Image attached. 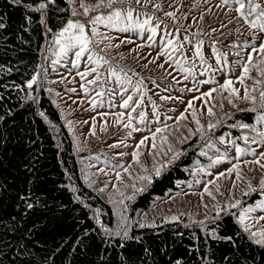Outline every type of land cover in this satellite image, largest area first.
<instances>
[{"label":"trees","instance_id":"1","mask_svg":"<svg viewBox=\"0 0 264 264\" xmlns=\"http://www.w3.org/2000/svg\"><path fill=\"white\" fill-rule=\"evenodd\" d=\"M30 3L0 0V20L5 23L0 29V264H176L177 260L182 264H264V246L256 245L242 231L231 210L221 213L214 223L209 218L203 226L187 219L137 220L139 211L175 190L177 181L187 179L190 167L205 159L200 151L205 150L206 141L197 135L180 145L184 154L160 177L148 185L135 184L144 191L128 186L123 196L134 198L125 199L124 206L105 200L90 178L85 181V152L73 143L42 75L32 89L26 87V81L41 70L37 66L43 70L52 38L51 33L42 34L39 14L28 13L25 6ZM59 6L67 11L59 19L50 12L53 32L70 18L72 6L67 0ZM26 14L32 15L30 25ZM250 108L216 112L204 121H220L209 136L214 139L228 132L235 138L244 131L236 125L255 124L256 113ZM210 150L217 153V148ZM257 197L253 192L247 200L254 202ZM29 203L32 208L27 207ZM121 208L132 239L110 237L94 218L99 209L101 223L115 229ZM213 228L218 237L233 240L211 238Z\"/></svg>","mask_w":264,"mask_h":264},{"label":"rangeland","instance_id":"2","mask_svg":"<svg viewBox=\"0 0 264 264\" xmlns=\"http://www.w3.org/2000/svg\"><path fill=\"white\" fill-rule=\"evenodd\" d=\"M80 2L81 0H74L72 5L77 13L83 11ZM96 2L97 0H84L86 5H94ZM129 2L132 8L138 9L141 20L147 18V15H151L153 26L159 22L154 42L149 46L147 31L142 34L138 31L119 32L106 29L101 25L99 31L112 37L113 47H106L108 41H104L99 47L105 48L103 55L110 61L112 67L117 70L122 68L132 81L131 85H123L128 89L123 94V99H126L127 95H132L134 100L143 99L138 111H143L146 114V119L144 123H137L136 119L133 120L134 127L141 129L140 131L132 132L130 137L127 135L130 129H126L123 125L127 123L128 111L136 105L130 104L129 109L120 107L122 103L120 85L117 84L115 77L109 78L108 64H101L97 68L101 74L97 85L87 84V80L94 79L96 74L90 72L87 77L82 79L77 73L84 72L87 67H96V65L86 64L85 56L81 58L79 67L74 68L71 63L74 58L73 53H69L66 58H61L59 64L53 65L52 61L57 57L48 51L49 44L43 67L46 75H42L41 78L64 119L73 143L78 150L85 152V155L82 156V167L90 178V182L96 184L99 189L105 188L107 185L103 192L98 189L101 195L104 194L103 197L105 196L104 199L107 201L115 196L119 198L128 186L141 182L135 179L145 174L141 165L151 170L154 163H164L171 158L172 153H169L168 156H164L163 152L159 156L155 155L161 149L164 151L168 149V144L162 143L161 135L167 137L168 142L174 146L175 150L180 151L182 144L180 141H187L190 138L189 129L195 132L197 128L192 115L193 110L196 113V118L206 127L209 122L204 121L211 117L207 111L209 106L213 108L214 113L231 111V109L240 107H252L250 101L231 96L229 92L220 88L226 79L233 81V87L240 90L241 97L245 87L251 89L256 86L255 80H264V77L260 76L254 68L250 69L249 74L254 79L246 78L243 84L237 80L247 61L248 53L251 51V44L258 47L259 43L264 41V34L253 40L254 30L249 28L238 16L234 4L225 6L222 0H152V3L148 4L141 0L140 5L136 4V0H129ZM258 2L264 5V0H258ZM157 3L161 5L159 9L154 7ZM166 12H173L175 16H167ZM95 14V12L90 13V15ZM78 18L86 19L85 17ZM85 30L91 35L88 26ZM161 37L173 39V47H179V45H183V47L172 54L171 59L166 55H160L162 45L166 42V40H161ZM126 40L132 42L122 43ZM201 41L203 43L200 44V48L204 64H201L199 57L195 55L196 45ZM245 41L249 42V46H245ZM115 45H119V47H115ZM168 51H171V48ZM217 56H219V60ZM262 59L264 56L253 53L254 64ZM181 65L186 69H191V73L182 72ZM259 67L264 69V63H259ZM205 68H209V70L205 71ZM185 76L188 78L185 79ZM203 80L211 82L197 83ZM137 82H139V88H136ZM82 84L89 89L87 93L81 87ZM260 87L264 88V84ZM213 88L217 89L212 93L213 98L194 99V97H200L202 92H208ZM71 89H75V91H71ZM188 89H193V91H188ZM141 91L144 93L143 97L139 95ZM97 92H104L105 95L97 98ZM161 96L171 97V99L162 100ZM93 99L97 100V106H93L91 103ZM229 100H232V103H229ZM189 101L192 102L191 108L188 107ZM121 112L125 114V118L120 124H117V114ZM102 113L106 115H101ZM181 113L185 119L177 121V117H180ZM157 114L159 119H157ZM133 117H137L136 112L133 113ZM169 117L171 119H168ZM164 125H167V128L163 133L156 135V148L153 149L151 134L155 132L156 128L164 127ZM102 126L105 130H102ZM234 135L224 132L220 136H225L226 139H235L241 147L257 149L256 156L240 157L239 170L242 177L240 180L236 179L234 172L232 174L226 172L233 163H236L235 147L221 144L220 136L216 137L213 141L214 143L216 141L215 148L219 149V153L213 155L210 148L206 146L203 151L207 152L208 156H204L205 159L201 160L200 166H205L207 169V165L210 163L209 157L215 158L222 153H227L229 159L207 169L210 173L208 175L204 173L194 175L197 170L195 162L190 167L187 179L177 181L175 190L168 191L163 197H159L148 209L139 211L136 215L137 220L140 223H152L158 219L171 220V217L176 216L178 219L206 222V217H214L217 207L224 208L237 200H240L241 205L245 207L255 206L258 201L264 199V189L259 187L261 178H264V167L260 166L264 165V158L260 159L259 164L254 162L259 153L264 152V144L259 147L255 144H245L242 139L244 135L249 136L250 139L255 136V133L250 129H244L235 138ZM145 136L149 139L139 149L140 163L137 164L132 159V153L137 150L136 145ZM186 137L187 139H185ZM199 137H201L200 134H197V138ZM120 141H123L127 147L123 145L111 147V145L119 144ZM87 151L88 153H86ZM121 153H125V155H120ZM244 160L253 162L245 164ZM115 165L123 167L117 168ZM123 168H128V173H125ZM100 169H103L104 172H101ZM117 171L121 173V180L116 178ZM220 172H225V176L217 179ZM197 179L200 180L198 184L195 183ZM209 180H215L214 184H208L212 196L204 192L205 184ZM249 184L255 189L250 194L255 192L259 195L254 202L247 200L250 194L244 195L249 191ZM217 186L219 191H217ZM228 210L238 214L241 208L238 206ZM251 215L253 218L264 216V209H256ZM258 226L264 227V221H260Z\"/></svg>","mask_w":264,"mask_h":264},{"label":"snow or ice","instance_id":"3","mask_svg":"<svg viewBox=\"0 0 264 264\" xmlns=\"http://www.w3.org/2000/svg\"><path fill=\"white\" fill-rule=\"evenodd\" d=\"M59 2H63V0H59ZM58 0H32V3L27 4L25 7L27 8L28 13H35L39 14V20H38V26H42L43 28V35L47 36L49 33L52 34V38L50 41V46L48 48V51L52 52L53 55L57 57V59L52 61L53 65L59 64L61 62V58L68 57L69 53L74 54V58L71 60L72 66L74 68H78L81 63V58L86 56V64L88 65H96V67H87L84 72H78L77 75L81 76V78H85L89 75V73H95V78L92 80H87V84H93L97 85L98 81H100L101 74L97 71V68L101 64H108V73L109 78L115 77L116 82L118 85H120V93L122 95V103L120 104V107L123 109H129L130 104H135V107H132L130 111L127 113V123H125L123 126L126 129H130V131L127 133V135L130 137L132 135V132L140 131L141 129L134 127L133 120L136 119L137 123H144L146 119V114L143 111H138L139 106L143 103V99L134 100L132 95H127L126 99H123V94L128 91L127 88H125L124 84H132V81L128 78L127 73L123 72V69L120 68L117 70L116 68L112 67L110 61L103 55L105 52V48H100L99 45L103 43L104 41H108L109 43L106 45V47H113L111 44L112 37L101 33L99 31V26L103 25L104 28L109 30H116L119 32H129V31H138L139 33H144L147 31L149 35L147 36V41L149 46L152 45V43L155 40L157 28L159 27V22L156 23L155 26H153V17L151 15H147V18L140 19V13L138 9H134L131 7L129 0H97V2L94 5H86L84 3V0H81L80 7L83 9L82 13H77L75 10V7H71V13L70 18L66 20V22H63L62 27H60L57 31L53 32V28L49 26V20H50V12L53 15H57V18L59 19V14L65 13L67 10L65 8H62L59 6ZM67 3L69 6H72L74 4V0H67ZM145 4L152 3V0H144ZM223 5L228 6L230 4L235 5V12L238 14V16L244 20V23L249 26V28L253 29L252 33V39H258L259 35L264 34V5L258 2V0H222ZM136 4L140 5L141 0H136ZM219 6V5H218ZM154 7L159 9L161 7L160 4H155ZM103 10V11H98ZM95 12V15H90V13ZM165 15L167 16H175V13L173 12H166ZM78 17H85L86 19L81 20ZM26 22L30 25L32 23V15L26 14L25 15ZM86 26L90 28L89 35L88 32H86ZM5 28V23L0 20V29ZM25 31H28V28L24 29ZM170 35V34H169ZM187 39V38H186ZM161 40H166V42L162 45V50L160 52V55H166L169 59H171L172 54H174L176 51H179L180 48L183 47V45H179V47H173V39H166V37H161ZM132 41L126 40L122 41V43H131ZM203 42H199L196 45L195 49V55L199 57L201 64H204V58L201 53L200 44ZM245 46H249V42H244ZM143 46V45H141ZM115 47H119V45H115ZM171 48V51H168ZM253 53H259L261 56H264V41H261L259 43V46L257 47L255 44H251V51L248 53L247 61L244 63L242 67V72L239 77H237V80L239 83L243 84L244 80L246 78H253L250 74V69H255L260 76L264 77V69L259 67V63H264V59L259 61L258 63H253ZM239 55V53H237ZM217 59L219 60V56H217ZM177 63H180L177 61ZM38 69H41L40 71H37L36 74H33L30 79L26 81V87L28 89H32L33 85L38 83L39 77L41 75H46V71L42 70V65L37 66ZM163 67V65H161ZM210 67V66H209ZM0 70H2V66H0ZM209 70V68H205V71ZM181 71L182 72H188L191 73V69H186L181 65ZM123 74V75H122ZM188 77L185 76V79ZM254 79V78H253ZM210 80H203L198 81L197 83H203L207 84L210 83ZM264 84V80L257 79L255 80V85L253 88L249 89L247 87L244 88V94L241 97L240 96V90L233 87V81L231 79H226L222 85H220V88L224 91L229 92L231 96H235L238 99L248 100L251 102L252 107L248 110L250 112L256 113L255 118V124H247V123H240L236 126L240 127L241 129H250L251 132L255 133V136L249 138V136L244 135L242 139L244 140L246 145L255 144L257 147L264 144V88L260 87V85ZM102 86V85H98ZM15 87L19 88V85H16ZM83 90L87 93L89 89L85 87V85H81ZM139 82L136 84V88H139ZM199 91V89H196ZM51 91V90H50ZM71 91H75V89H71ZM188 91H193V89H188ZM217 91L216 88H213L209 90L208 92H202L200 97H194V99H203L205 97L207 98H213L212 93ZM256 93V94H253ZM105 95L104 92H97L96 96L97 98ZM139 95L141 97L144 96V93L141 91L139 92ZM28 99H33L31 95L28 96ZM162 100H168L171 99V97L167 96H161ZM93 106H97V100L93 99L91 101ZM102 103V101H101ZM207 104V101H205ZM229 103H232V100H229ZM154 112H155V105ZM188 107H192V102L189 101ZM222 107V105H221ZM208 115L212 116L215 115L213 112L212 107H208L207 109ZM137 113V117H133V113ZM41 116H44L45 114L43 112L40 113ZM101 115H106L105 113H102ZM193 119L197 125L196 131L193 132L191 129H189V136L200 134L201 138L206 141V146L209 148H215L216 145L212 139L211 136H209V133L214 131L215 128L220 124V121L218 120L216 123H208L205 127L201 124L200 120L196 118V113L193 110L192 112ZM125 118V114L123 112L117 114L116 123L120 124L121 121ZM0 119H3V117H0ZM47 119V117H45ZM157 119H159V116L157 114ZM168 119H171L169 117ZM185 119L183 113H181L180 117H177V121ZM70 123V122H69ZM87 123V122H85ZM257 125H260V128H257ZM167 128V125H164V127H158L156 128L155 132L151 134L153 143L151 147L153 149L156 148L155 138L157 134L163 133ZM102 130H105L102 126ZM93 134L94 131H93ZM149 139V137L145 136L143 137L139 143L136 145V151H133L132 153V159L135 163L139 164L140 160L139 157L141 155L139 149L145 144V142ZM187 139V137L185 138ZM161 141L164 144H168L167 151H164L161 149L160 152H156L155 155L159 156L161 152H163L164 156H168L169 153H172L171 158L166 160L164 163H154L153 168L151 170L143 167L141 165L144 175H140L136 177V180H139L143 182L145 185L151 184L153 182L154 177H160L165 169H167L171 164H173L176 160H178L184 153L179 150H175L174 146L171 145L168 142V139L166 136L161 135ZM181 143H184V140L180 141ZM219 142L221 144H228L235 147L236 152V163L232 164V167L228 168L226 172L228 174H232L233 172L236 174V179L240 180L241 174L239 170V163H240V157L245 155H253L256 156L257 149L251 148V147H241L239 144L236 143L235 139H226L225 136L219 137ZM120 145H123L124 147H127L126 144H124L123 141H120L119 144L111 145V147H118ZM217 152L219 153V149H217ZM120 155H125V153H121ZM201 156H208V153L203 151V149L200 151ZM264 158V152H260L259 156L255 159V163L259 164L260 159ZM229 159L227 153H222L217 155L215 158L209 157L210 163L207 165V169H211L215 167L216 165L220 164L222 161ZM253 161L244 160L243 163L248 164L252 163ZM197 163V170L194 175L198 173H204L205 175L210 174L207 169L204 166H200L199 161ZM261 167H264V165H260ZM115 167L120 168L123 167L122 165H115ZM101 172H104L103 169H100ZM123 171L125 173H128V168H123ZM107 175V173H104ZM225 176V172L218 173L217 179L219 177ZM116 178L117 180H121V173L119 171L116 172ZM85 181H89V177L85 176ZM195 183H200V180L197 179ZM215 180H209L205 184L204 192L207 193L209 196H212V192L208 188V184H214ZM107 185H105V188ZM133 189H135L136 192H142L145 190L144 187L137 188L135 184L131 185ZM189 187H191V184H189ZM259 187L261 189H264V178H261ZM105 188L99 189V191L103 192ZM75 191V189H73ZM119 191V190H118ZM217 191H219V188L217 186ZM252 191H255L254 188H252L251 184H249V191L245 192L244 195H249ZM123 198L120 200H110L111 203L124 206V200H131L134 197L133 196H127L124 197L123 193L120 194ZM24 199V197H21ZM79 199V197H77ZM213 199L215 197L213 196ZM87 206V205H85ZM240 207L241 210L236 215V222L241 226V229L243 232L248 233L249 238L256 244L264 246V227H260L259 222L264 221V216L259 217H252V213L256 211V209H264V199L258 201L255 206H243L241 205V201L237 200L235 203L228 205L224 208L217 207L216 209V216L211 218L212 222L214 223L216 220L220 218V214L223 212H227L229 208H237ZM28 208H32V204L27 205ZM125 209L121 208L117 215V225L115 229L109 228L105 226L103 223H101L99 216H100V210L97 209L94 211V218L96 219V223L100 225V228L102 231L106 234H108L110 237H122L123 239H132V237L129 236V226L127 224V217L124 214ZM171 220H176L178 217L173 216L170 218ZM209 218L206 217V220ZM200 225H205V221H198L196 222ZM146 225L141 224L140 227H145ZM87 234V233H85ZM209 236L213 239H224L226 241H232L233 238L231 236H224V237H218L215 228H213L209 232ZM138 239V238H137ZM176 264H182L181 261L177 260Z\"/></svg>","mask_w":264,"mask_h":264}]
</instances>
